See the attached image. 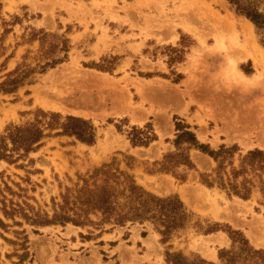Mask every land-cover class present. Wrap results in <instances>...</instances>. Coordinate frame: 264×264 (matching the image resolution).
<instances>
[{"label": "rangeland", "instance_id": "374dc122", "mask_svg": "<svg viewBox=\"0 0 264 264\" xmlns=\"http://www.w3.org/2000/svg\"><path fill=\"white\" fill-rule=\"evenodd\" d=\"M195 7L208 16L187 18ZM245 20L227 0H0V84L27 75L0 91V137L34 126L46 135L27 154L8 141L0 159V264H168L167 253L222 264L231 231L264 252L257 178L249 199L210 187L203 178L215 179L217 164L195 148L193 168L161 170L179 152L177 123L211 150L237 147L235 167L264 151V67L252 59L264 33ZM68 118L88 121L93 143L72 135L81 125ZM147 125L156 139L133 145V127ZM132 181L177 196L185 229L164 243L150 221L103 223L90 210L96 186L128 194Z\"/></svg>", "mask_w": 264, "mask_h": 264}, {"label": "trees", "instance_id": "16d2710c", "mask_svg": "<svg viewBox=\"0 0 264 264\" xmlns=\"http://www.w3.org/2000/svg\"><path fill=\"white\" fill-rule=\"evenodd\" d=\"M227 1L239 15L247 18L260 32L264 33V0ZM26 78L27 75L20 74L19 77L0 84V91L14 92ZM68 119L81 125L78 129L70 131L72 135L85 143H93L94 128L88 121ZM176 129L178 133L174 143L179 152L165 157L162 171L172 172L173 168L181 165L193 168L188 151L195 148L209 155L217 164L214 169L215 179L203 178V183L210 187L217 184L230 194L249 199L256 187L254 179L257 178L260 191L264 194V151L254 149L240 155V163L235 167L232 159L238 150L237 147L221 146L217 151L211 150L208 146L199 143L196 135L188 130L189 127L177 123ZM45 136L44 131L35 126L14 128L9 131L7 136L0 137V159L10 158V155L7 154L9 151L8 141L13 145V149L10 151L22 149L27 154L34 151L36 149L34 146ZM130 138L135 146H148L156 139V135L151 126L147 125L146 129L133 127ZM184 143L188 144L186 149L182 148ZM227 166H230V172L227 170ZM249 175L253 176L249 178ZM240 178H242L241 181H239ZM126 189L128 194L125 193V190L117 193V190L108 182L102 186H96L90 192L88 201L90 210L100 212L103 216V223L113 222L124 225L128 221H140L141 223L150 221L163 237L164 243L169 241L174 234L185 229L190 222L191 215L177 196L157 197L138 187L133 181ZM120 197H124L126 201L120 202ZM73 222L76 223L74 219ZM228 234L233 244L230 250H221L219 258L222 264H264V252L252 247L241 232L231 231ZM167 262L168 264H213L200 258L188 260L181 254L170 253H167Z\"/></svg>", "mask_w": 264, "mask_h": 264}, {"label": "bare ground", "instance_id": "6f19581e", "mask_svg": "<svg viewBox=\"0 0 264 264\" xmlns=\"http://www.w3.org/2000/svg\"><path fill=\"white\" fill-rule=\"evenodd\" d=\"M202 11H203V8H201V7H195L194 8V10L192 11V13H188L187 14V18H191V17H193V16H202V15H204L205 13H202ZM186 14V13H185ZM204 16H208L207 14H205ZM195 18V17H194ZM184 19V18H183ZM209 21L211 20V19H209V17L207 18ZM245 21H247V20H245ZM248 23H249V26L251 25V27L253 26L252 24H251V22H249V21H247ZM247 26H246V32H247V38L249 39L250 38V42H252L253 41V38H252V35H251V32H250V27L248 26V24H246ZM244 26V25H243ZM254 42V41H253ZM252 59H253V62H254V65H255V67L256 68H262V67H264V52H262V51H257L255 54H253L252 55ZM63 89V88H62ZM57 92H55V94H57L58 96H62L63 95V93H60L58 90H56ZM89 101V100H88ZM52 104H54V103H52ZM50 106H53V105H49V106H47V107H50ZM7 112V111H6ZM82 113V112H81ZM84 113V112H83ZM264 113V112H263ZM85 114V113H84ZM7 115V114H6ZM86 115V114H85ZM261 119H264V115L262 116V117H260ZM216 119V118H215ZM263 127H264V120H263ZM225 130V129H224ZM264 130V129H263ZM226 132H227V130H225ZM235 131V130H234ZM223 132V131H222ZM226 134V133H225ZM240 134V133H239ZM238 134V135H239ZM228 135V134H227ZM229 136V135H228ZM227 136V137H228ZM242 136V135H241ZM243 137V136H242ZM228 138H230L231 140H233V139H239V141H241L242 143H243V145H249V140L248 139H242V138H238L236 135H234V133H232V132H230V137H228ZM229 139V140H230ZM238 141V142H239ZM260 144V143H259ZM185 194L186 193H184L183 192V197H185ZM188 201V200H187ZM226 208V207H225ZM215 252V251H214ZM216 254V253H215ZM211 256H214V254L212 253L211 254Z\"/></svg>", "mask_w": 264, "mask_h": 264}]
</instances>
